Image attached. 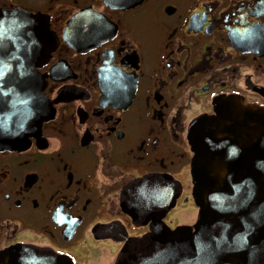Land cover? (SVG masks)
<instances>
[{
	"label": "flooded vegetation",
	"instance_id": "1",
	"mask_svg": "<svg viewBox=\"0 0 264 264\" xmlns=\"http://www.w3.org/2000/svg\"><path fill=\"white\" fill-rule=\"evenodd\" d=\"M0 10L46 21L52 48L35 71L54 109L22 151L0 152V254L29 246L114 264L154 225L192 229L188 128L230 98L264 111V0H0Z\"/></svg>",
	"mask_w": 264,
	"mask_h": 264
},
{
	"label": "water",
	"instance_id": "2",
	"mask_svg": "<svg viewBox=\"0 0 264 264\" xmlns=\"http://www.w3.org/2000/svg\"><path fill=\"white\" fill-rule=\"evenodd\" d=\"M51 48L43 18L0 10V152L22 151L53 117L35 71ZM187 140L195 224L154 225L148 235L126 240L114 264H264V111L223 100L213 116L189 126ZM177 197L174 192L167 211ZM0 264L74 263L16 246L0 254Z\"/></svg>",
	"mask_w": 264,
	"mask_h": 264
}]
</instances>
